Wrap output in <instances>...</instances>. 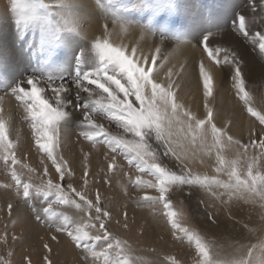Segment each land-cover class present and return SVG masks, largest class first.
<instances>
[{"label": "snow or ice", "instance_id": "snow-or-ice-1", "mask_svg": "<svg viewBox=\"0 0 264 264\" xmlns=\"http://www.w3.org/2000/svg\"><path fill=\"white\" fill-rule=\"evenodd\" d=\"M108 4L113 5L110 10L101 5L106 13L102 34L90 40L86 29L93 13L84 0H60L55 5L44 0H12L15 43L21 44L30 32H38L40 45L63 44L69 58L58 62L56 49L48 47L46 56L50 62L20 78L11 63L8 45L0 43V73L11 88L6 95L14 97L23 108L22 119L28 122L35 150L41 154L39 168L30 165L23 154L17 155L21 130L14 126L11 114L5 113V96H0V167L10 178L0 182V189L14 192L25 203L38 201L39 208L32 203L34 219L64 234L80 250L83 264H159L138 256L127 240L112 233L108 227L112 213L102 206L98 190L94 196L90 192V183H95L90 180L91 149L102 146L107 149L102 169L105 183H110L109 173L119 174L127 181L119 182L125 196L130 187L144 192L136 206L160 209L154 215L165 217L175 240L194 244L196 264H264V109L256 108L246 89L240 52L211 46L209 34L199 42L202 54L195 66L180 60L179 46L163 57L160 46L154 48V54L144 55L139 41L125 45L113 39L130 35L137 26L114 14V0H108ZM168 4L169 0H158V7ZM257 7L264 15V0L259 5L251 0L254 13ZM9 19L5 14L0 22L8 23ZM232 28L264 57V20L254 31L244 14H235ZM157 36L161 37V33L151 26L140 27V41ZM164 39L167 37L161 39V45ZM170 57L178 61V69H165ZM189 67L193 68L196 87L202 91L203 115L193 112L180 95L185 77L190 75ZM226 68L235 96L248 114L247 140L243 131L240 135L232 132L237 124L230 111L215 106L217 73ZM75 118L79 119L77 136L89 144V151L81 149L79 189L71 180L64 183L75 173L60 151L66 129ZM205 165L212 167L215 174L197 170ZM33 179L39 183H33ZM149 190L156 194L149 195ZM177 192H186V199L197 200V209L199 204H205L206 209H226L231 213L241 203L258 205L259 220L250 228L242 219L236 221L233 217V227L243 225L238 240L208 239L189 223L187 206L182 201L174 203L172 196ZM7 207L11 214L12 203ZM206 209L205 222L215 224L214 214H208ZM17 222L19 218L13 226ZM123 226L127 228V222ZM253 237H257L256 243L250 242ZM12 239L17 237L13 235ZM51 239L58 238L53 235ZM0 241L7 244V235ZM44 248L51 252L49 244ZM166 259L168 264H179L174 257ZM44 260L52 264L48 256ZM0 264H10V260L0 256Z\"/></svg>", "mask_w": 264, "mask_h": 264}, {"label": "rangeland", "instance_id": "rangeland-1", "mask_svg": "<svg viewBox=\"0 0 264 264\" xmlns=\"http://www.w3.org/2000/svg\"><path fill=\"white\" fill-rule=\"evenodd\" d=\"M87 1H90L93 4L98 12V20L104 24L106 13L101 5H104L105 8L109 10L113 5L108 4V0H99V2H97V0ZM11 2L12 0H3V5L6 6L5 9L10 18L8 22L10 38H6V35L3 34V39L1 35L2 33H0V43L7 44L9 42L11 45L7 44L11 47L9 49L12 50H9L11 63L15 67L16 73L20 78L31 75L38 65L42 68L50 62L51 58L46 56L48 47H54L56 49L55 59L58 62H62L69 58V54L63 44L54 46L40 45L38 32H30L25 37L23 43L16 44L15 29L11 22ZM44 2L55 5L58 4L60 0H44ZM250 2L251 0H169L167 6L158 7V0H114L116 6V12L114 14H119L129 23L136 25L137 28L134 30L135 32H140V27L144 26H151L153 30L159 31L161 37L157 36L152 40L160 42L163 37H167V39H164L163 41L166 45H169L167 52H171L178 46H190L194 54L190 55V58L188 57L186 60L188 62L190 61V63H192L191 60H195L196 63L194 62V64L198 65L202 54L199 42L205 35L209 34H211L209 36V41H211L214 36L223 32H225V34H233L234 36H237L243 44L250 46L253 52L255 51L259 53L258 49H254L251 44L244 41L232 28L235 14H244L246 20L253 27L254 31L255 25H261L262 20H264V15L260 13L259 7L256 8L254 13L250 8ZM256 3L259 5L260 0H256ZM0 17H3V15H0ZM107 23L109 28H111V18L107 19ZM29 44L32 45L31 48L29 47ZM163 55L161 54V57H163ZM196 56L197 59L195 58ZM160 63L161 58H158L157 64L159 65ZM166 65L165 69L168 68ZM226 69L224 71H226ZM225 73L226 72L221 73L222 77L220 79L222 82L223 79L225 80L223 82L224 85L220 82L217 88L222 87L223 89V87H225L227 91L231 88L232 90L228 93L231 95L230 92H232V95H234L235 90L232 87L228 75L225 79ZM189 77L190 75L186 76L185 79L187 78L189 80ZM261 87H263L261 83L252 84L246 80V89L250 94L253 88L258 89ZM217 88L214 93L215 97H213V99L216 100L215 106L216 108H223L222 101L216 99L218 98L217 95L220 93L219 88ZM10 91L11 88L5 85L3 74L0 73V96H5V113L11 114L14 126L21 130L22 140L17 155L21 156L23 154L30 165L39 168L41 154L37 153L35 150V143L28 122L22 119L24 114L23 108L14 97L6 95V93H10ZM232 95L231 97H234ZM191 96L194 98V94H190V97H188L187 100H191L190 102L193 101L194 103ZM255 98L256 97L252 96V102L258 110H261L264 107V103L259 106L256 104ZM239 103L240 108L247 114L246 110L243 108L242 102L239 101ZM201 108V112L204 114L203 106H201ZM194 110L195 109H192L193 112H195ZM112 127L113 130H116L114 125ZM78 131L79 119L75 118L73 123H70L66 129L65 141L61 145L60 151L69 161L70 166L75 173L73 177H66L64 183L67 184L69 180H71L73 186L79 189L82 185L80 177L82 174L83 153L81 149L89 151V144L77 136ZM244 139L247 140V136H244ZM85 147L87 148L85 149ZM106 151L107 149L102 146H98L91 150L89 161L90 180H94L95 183H90L89 189L93 196L96 190L100 192L102 206L112 213V220L108 225L112 233L120 239L127 240L135 250L141 248L147 253H157L164 258L173 257L170 256V254L162 253L160 249L155 246L149 247L146 245V243L149 242L155 243L157 246L158 243L165 244L172 247L174 250L176 249L182 252L186 261L193 264V260L197 254L194 244L190 245L186 240H175L172 236L170 225H166L165 217L162 215H154V211L159 212L160 209L153 210L147 207L136 206L138 197L143 196L145 194L144 192H136L130 187L129 194L125 196L119 182L127 183V181L126 178L119 176V174L113 175L109 173L108 177L110 178V183H105V171H102V169L106 166V161L104 160V154ZM48 163L50 165V161ZM171 166L175 167L174 164ZM50 173L52 174L53 180H55L56 174L51 167ZM208 174L214 175L215 173L212 171ZM9 179L10 178L5 177L2 167H0V182H8ZM33 183H39V181L33 179ZM148 194L155 195L156 193L149 190ZM186 195V192H177L172 196V199L174 203L182 201L187 206L188 211L191 214L189 223L197 228L202 226V230L204 229L202 223L194 216L193 199H186ZM9 203H12L13 205L11 214H9L7 207ZM32 203H35L37 208L41 207L38 201H29L28 203H25L23 198L17 197L14 192H5V190L0 189V237L7 235L8 239L7 244L0 241V256H4L6 259L10 260V264H28V261H31V264H46L44 260L45 256H48L51 259L52 264H83V255L80 250L74 248L64 234L55 233L52 228L47 227L44 223L38 222L34 219L35 213L32 211ZM199 206L203 209L202 212L205 214L206 205L199 204ZM69 211L74 212V210ZM206 211L208 214H214L209 207H207ZM125 213L127 214L126 219L124 215ZM18 218L19 222L13 226V221ZM116 220H120V223L117 224ZM125 222L128 224L127 228L123 226ZM38 232L41 234L39 235ZM201 234L205 237L207 236L204 230ZM13 235L16 236L17 239L13 240ZM53 235L57 236L58 239L56 241L51 239ZM251 241L256 243L257 237H253ZM46 243L49 244L51 252H48V250L44 248V244ZM65 245L70 248V254L66 253ZM9 251L12 253L10 257L8 256ZM136 254L138 255L137 250Z\"/></svg>", "mask_w": 264, "mask_h": 264}, {"label": "bare ground", "instance_id": "bare-ground-1", "mask_svg": "<svg viewBox=\"0 0 264 264\" xmlns=\"http://www.w3.org/2000/svg\"><path fill=\"white\" fill-rule=\"evenodd\" d=\"M238 1H240V0H238ZM84 3L87 5V7L93 13L92 23L90 25H88L87 29H86L88 38L92 39L93 37H97V36H100L102 34L103 22L98 20V12L95 9V7L93 6V4L87 0H84ZM2 5H3V0H0V15L1 16L3 15V17H4L5 14H7V12L5 9L6 6H4V5L2 6ZM7 16H8V14H7ZM3 17H0V18H3ZM260 26L261 25H255L254 29L259 30ZM8 30H9L8 23L0 22V33H2L1 35H2L3 39H4L3 34L6 35L5 36L6 38H8V37L10 38ZM113 39L122 40V42L125 45H134L137 41H139V47L143 51L144 55H149L150 53L154 54V48L156 46H160L162 48V53H161L162 55H163V53L167 52L168 48H169V45H166L164 42L161 45L160 42H155L152 39L140 41V32H137V31L136 32L133 31L130 35H127V36H122V37H115L114 36ZM209 43L211 46H214V47H216V46L229 47V48H234L238 52H240L241 58H242V63H243V72H244L245 79L247 81L251 82L252 84L261 83L263 85V87H261V88H258V89L253 88V90H251L252 91L251 95L256 97L255 98L256 104L261 106L264 103V58L261 57V55L258 52H255V51L253 52L251 50L252 48L250 46L243 44V42L237 36H234L233 34H225V32H223L217 36H214V38L211 39V41H209ZM7 44H9V42ZM9 48H11V47H9ZM180 48L182 51V55L180 57L181 61H185L190 55L194 54V52L192 51V48L188 45H185V46L180 47ZM9 50H11V49H9ZM149 58H151V57L149 56ZM195 58L197 59V56ZM192 59H194V58H192ZM191 62L194 64L195 60H191ZM166 66L167 67L175 66L176 69H178L179 63L174 57H170L168 60V64ZM194 66H195V64H194ZM188 69H189L188 73L190 74V77H189V80L187 78L185 79V83L183 85L182 91L180 92V95L184 99L186 104L191 109H195L194 111L196 112L197 115H203V113L201 112V109H202L201 106H203L202 91L196 87L195 74H194L193 68L190 67ZM224 72H226L224 75V77L226 79L227 75L229 76L230 74L228 72V69H226V71H223V73ZM221 77H222L221 73H217L216 88H217V86H219L220 82H222V81H220ZM224 81L225 80L223 79V82ZM223 82L221 84H223ZM220 88H219L220 93H219V95H217L218 98H216V99L219 101H222L223 108L230 111L233 119L235 120V122L237 124V127L232 129V132L235 133L236 135H240L241 131H243V136H247L246 129H247V116H248V114H246L243 111V109L240 108V103H239V100H237L235 93H234V95H232L233 93L230 92V94L234 97H231V95H229L228 92L230 90H232L230 87H228V88H230L229 91H227V89H225V87H223V89H222V87H220ZM190 94H194V98L191 96L192 100H194V103H193V101L190 102L191 100H187L188 97H190ZM262 109H264V107ZM219 124H220V121L218 120L217 125L219 126ZM86 148L87 147H85V149ZM94 154H95V152H94ZM94 158H98V157H94ZM209 163H212V161H209ZM197 170L201 171V172H206V173H210L213 171L212 167H209L207 165L198 166ZM198 203L199 202L197 200L193 199L194 216L200 220L204 229L201 230L202 226L200 228H197V227L196 228L200 232H203V230H204V232H206V234H207L206 238H208V239H213V240H217L220 242H223L225 239H230L233 241L238 240L239 239V230L243 227V225L237 223L235 225V227H233V223H234L233 217H235L236 221L242 219L244 221V223L248 224V226L250 228L254 227V223L259 220V216L257 215L258 210H259L258 205L252 206L249 204L241 203L239 207L233 208L231 213L229 211H227L226 209H220L218 211L216 208L209 207V209L211 211H213L214 217L216 219V223L211 224L210 222H205L206 217H205V214L202 212L203 209L200 206L197 209ZM144 217H145V215H144ZM245 231H247V229H245ZM40 234L41 233H39V235ZM150 236H152V235H150ZM246 242H248V241H246ZM250 242L253 243L252 241H250ZM146 245L149 247L155 246L156 248L160 249V251L162 253L170 254V256H173L177 261H179V264H190L186 261V259L184 258V255H182V252H180L179 250H176V249L174 250L170 246H167V245L161 244V243H158V246H157V245H155V243H152V242L146 243ZM65 249H66V253L70 254V248H68L66 246ZM136 250H137L139 256L145 257L149 260L158 261L159 264H168L167 259L162 257V256H159L157 253H150V252L147 253V252L143 251L141 248H137ZM197 260H198V254L195 255V259L193 260V264H196Z\"/></svg>", "mask_w": 264, "mask_h": 264}]
</instances>
